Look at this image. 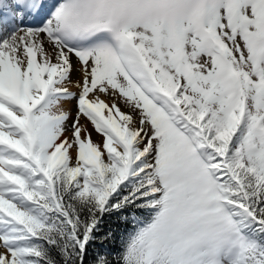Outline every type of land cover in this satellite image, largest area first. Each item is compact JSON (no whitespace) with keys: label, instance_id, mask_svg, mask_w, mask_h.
I'll return each mask as SVG.
<instances>
[{"label":"snow or ice","instance_id":"6c2138e0","mask_svg":"<svg viewBox=\"0 0 264 264\" xmlns=\"http://www.w3.org/2000/svg\"><path fill=\"white\" fill-rule=\"evenodd\" d=\"M0 264H264V0H0Z\"/></svg>","mask_w":264,"mask_h":264},{"label":"bare ground","instance_id":"6f19581e","mask_svg":"<svg viewBox=\"0 0 264 264\" xmlns=\"http://www.w3.org/2000/svg\"><path fill=\"white\" fill-rule=\"evenodd\" d=\"M105 99H108L107 97ZM93 137L94 139H100V137L98 135H96L95 133H93Z\"/></svg>","mask_w":264,"mask_h":264}]
</instances>
